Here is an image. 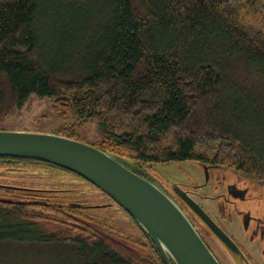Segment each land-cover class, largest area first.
Segmentation results:
<instances>
[{
	"label": "trees",
	"instance_id": "obj_1",
	"mask_svg": "<svg viewBox=\"0 0 264 264\" xmlns=\"http://www.w3.org/2000/svg\"><path fill=\"white\" fill-rule=\"evenodd\" d=\"M32 95L64 120L96 121L94 146L136 165L194 162L264 183V0H0V122ZM72 126L57 134L79 140ZM29 164L67 171L0 157ZM5 192L0 264L31 245L80 264H165L143 231L154 256L87 213L98 207L51 201L69 191Z\"/></svg>",
	"mask_w": 264,
	"mask_h": 264
},
{
	"label": "rangeland",
	"instance_id": "obj_2",
	"mask_svg": "<svg viewBox=\"0 0 264 264\" xmlns=\"http://www.w3.org/2000/svg\"><path fill=\"white\" fill-rule=\"evenodd\" d=\"M72 123L77 124L74 128V134L77 135L76 138L81 142L95 145L103 138L102 130L99 128L96 121L80 124L75 119L64 120L55 113L54 102L51 99L41 98L36 95H32L24 106L14 113L13 116L0 122V130L68 134L72 132ZM145 167V169L143 168L144 173L158 177L160 180L162 178L163 181L185 185L184 187L186 189H192V183H197L201 186V196H217L222 190L220 186H224L226 189L230 186L231 189V186L236 184L241 190L248 192L247 198L245 199L232 197L234 203H228L225 201L224 197L221 196L217 198L218 200H210L207 203L205 200H202L201 205L212 214L217 224L232 232L239 241L244 239L251 248L257 250L248 240H256L259 238V236L257 234L255 235L253 232L256 223L261 222L262 226L260 230L262 233L264 232L263 182L251 177L239 175L224 167L210 169L209 179L207 181L204 171L205 168L194 162L149 165ZM214 184L218 187L214 189L213 193ZM0 186L34 189L50 193L56 191H69V193L65 195L58 194L59 197L56 199L52 198L51 201L57 203L79 202L85 206L98 207V209L96 208V210L91 212L88 211L87 213H92L104 219L106 224L113 228L114 233H120L123 238L131 239V242L142 248L146 255L154 256V252L144 238L142 231L133 222L131 217L109 197L102 193V191L95 188L81 177L58 168L40 164H29L26 166L15 165L13 167L0 165ZM21 191L28 192L26 190ZM11 196L12 195L6 193L4 189H0L1 198H8ZM216 201H220V203L218 204ZM234 211H239L241 215L243 213L247 216L252 213L253 219L249 229L244 230L243 226L245 227V220L241 215H239L240 220L238 221V225L236 224L237 219L235 215H233ZM229 218H233L234 220L232 225L230 224V220H228ZM196 226L203 232L207 241L205 242L213 250V253H216L215 255L220 260L221 264H231L225 260L224 257L226 256H220L218 249L215 247L217 245H215V243L217 242L212 238L210 232L204 225L196 220ZM246 227L248 228V225H246ZM45 230L49 233L57 231L53 225H46ZM262 242L263 244L260 248H264V239H262ZM257 243L258 242H256V245ZM65 250L66 249L59 245L43 248L31 245L26 248L16 249V253L11 259H13L14 264H80L75 254L69 256L64 255ZM252 264H264V257L257 259L256 262Z\"/></svg>",
	"mask_w": 264,
	"mask_h": 264
},
{
	"label": "water",
	"instance_id": "obj_3",
	"mask_svg": "<svg viewBox=\"0 0 264 264\" xmlns=\"http://www.w3.org/2000/svg\"><path fill=\"white\" fill-rule=\"evenodd\" d=\"M0 157L45 162L82 177L135 221L165 264H221L181 206L156 183L138 174L141 168L132 161L59 134L2 130ZM0 189L34 190L10 186ZM174 191L228 251L233 264L246 261L237 244L195 200L179 186Z\"/></svg>",
	"mask_w": 264,
	"mask_h": 264
},
{
	"label": "flooded vegetation",
	"instance_id": "obj_4",
	"mask_svg": "<svg viewBox=\"0 0 264 264\" xmlns=\"http://www.w3.org/2000/svg\"><path fill=\"white\" fill-rule=\"evenodd\" d=\"M147 166V165H146ZM139 167L141 168V173H138L140 174L141 176L149 179L150 181L156 183L158 186H160L169 196H171L180 206L181 208L185 211V213L188 215V217L192 220L193 224L195 225V227L197 228L196 226V217L195 215L189 210V208L186 206V204L181 200V198L175 193L174 191V187L175 186H179L183 191H185L193 200H195V202H197L206 212L207 214L216 222L215 218L212 216V214L210 212L207 211V209H205L201 204L202 200H205L206 203L210 200H218L217 198L223 196L225 201H227L228 203H234V201H232V197H239V198H247V195H248V192H246L245 190H241L238 185H233L231 186V189H230V186L227 187V189L224 187V186H220L222 188L221 192L219 194H217V196H207V195H202L201 196V193H200V190H201V186L198 185L197 183H192V189L190 188H185L184 186L185 185H181L179 183H176V182H167V181H163L162 178L161 180L158 178V177H155V176H152V175H149L148 173H144V169L146 168L145 166L143 165H139ZM148 167V166H147ZM144 168V169H143ZM205 168V167H204ZM207 170H204L205 171V174H206V179L208 181L209 179V171L210 169H214L216 167H206ZM146 171V170H145ZM148 171V170H147ZM221 185V184H220ZM218 186L214 184L213 186V193H214V189H216ZM51 191V190H49ZM217 191V190H216ZM198 198V199H197ZM200 199V200H199ZM218 204L220 203V201H216ZM214 210V209H213ZM216 210V209H215ZM252 213L245 215L242 213V215L240 214L239 211H234L233 212V215H235L236 217V224L238 225V221L240 220V216H242V218H244V223H245V227L243 226L244 230H247L250 228L251 226V222H252ZM221 216V215H219ZM228 220H230V224L232 225L234 220L233 218H229ZM217 223V222H216ZM219 225V224H218ZM246 225H248V228L246 227ZM220 226V225H219ZM261 222L259 223H256L254 225V229H253V232L254 234L258 235L259 238L256 239V240H248L252 246H254L257 250L253 249L250 247V245L245 242L244 239L242 240H238L236 239L235 235L228 231L225 227L223 228L222 226H220L230 237L231 239L237 244V246L239 247V249L242 251V253L244 254L245 258H246V261H240V264H252L253 262H256L257 259L259 258H262L264 257V248H260L263 244L262 242V239H264V232L262 233L261 232ZM197 230L199 231V233L201 234V236L203 237L204 241H206V237L204 236L203 232L200 231L199 228H197ZM242 232V231H241ZM249 237V236H248ZM250 238V237H249ZM207 242V241H206ZM256 242L257 245H256ZM218 246H217V245ZM208 245V244H207ZM215 247L218 249V253L220 254L221 257H224L225 260L228 262V263H232V258L229 256V253L227 250H224V248L222 249L221 245L217 242L215 243ZM256 245V246H255ZM220 246V247H219ZM210 248V247H209ZM211 249V248H210ZM212 250V249H211ZM213 251V250H212ZM216 254V253H215ZM228 256V257H227ZM224 260V261H225ZM220 261V260H219ZM225 261V262H226ZM248 261V263H247Z\"/></svg>",
	"mask_w": 264,
	"mask_h": 264
}]
</instances>
